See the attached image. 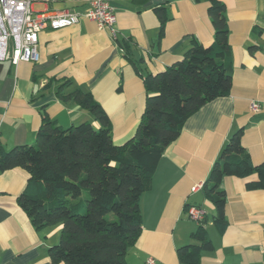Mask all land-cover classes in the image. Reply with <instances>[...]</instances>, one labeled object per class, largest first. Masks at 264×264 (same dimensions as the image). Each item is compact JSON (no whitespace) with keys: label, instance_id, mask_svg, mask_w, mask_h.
Returning <instances> with one entry per match:
<instances>
[{"label":"crops","instance_id":"crops-1","mask_svg":"<svg viewBox=\"0 0 264 264\" xmlns=\"http://www.w3.org/2000/svg\"><path fill=\"white\" fill-rule=\"evenodd\" d=\"M226 6L233 75L228 95L194 112L180 136L166 148L153 175L152 188L141 200L143 231L126 256L128 264H182L179 247L194 243L199 223L187 207L206 211L205 227L212 247L198 264H264V189L250 190L247 179L226 176L228 228L213 222L215 205L203 190L231 135L244 128L242 142L255 164H264V0H221ZM42 4V10L45 5ZM116 35L90 19L39 33L37 61H0V142L6 149L36 141L46 113L64 127L95 116L78 104L62 101L58 88L90 91L107 112L113 139L121 145L136 132L146 105L144 75L165 70L181 59L192 39L209 45L214 28L208 0H114ZM168 14L163 35L157 7ZM55 11L84 10L77 2L50 5ZM127 46L125 53L120 43ZM257 102L260 108L252 109ZM28 172L14 167L0 174V264H52L49 247L60 238L59 224L36 229L17 198ZM257 178L252 175L250 179ZM150 259L153 262H150Z\"/></svg>","mask_w":264,"mask_h":264},{"label":"trees","instance_id":"trees-1","mask_svg":"<svg viewBox=\"0 0 264 264\" xmlns=\"http://www.w3.org/2000/svg\"><path fill=\"white\" fill-rule=\"evenodd\" d=\"M214 40L204 45L192 39L181 59L165 70L144 75L146 105L135 134L115 143L110 118L90 91L58 88L64 102H74L99 121L64 127L46 113L34 143L4 148L0 142V174L14 167L28 172L19 206L36 229L59 224V241L49 247L52 264H128L126 256L143 231L141 200L152 188L153 175L186 120L207 102L230 93L233 64L226 6L208 0ZM160 35L168 14L157 7ZM127 54L126 44L120 43ZM236 130L215 160L202 190L216 208L213 222L220 233L228 228L225 214L226 176L247 179L250 190L264 189V164H255ZM252 175L257 178L250 179ZM206 218L192 234L194 243L178 248L182 264H198L212 247Z\"/></svg>","mask_w":264,"mask_h":264},{"label":"built area","instance_id":"built-area-1","mask_svg":"<svg viewBox=\"0 0 264 264\" xmlns=\"http://www.w3.org/2000/svg\"><path fill=\"white\" fill-rule=\"evenodd\" d=\"M77 1L86 5L84 10L69 9L55 11L51 4ZM114 0H0V61L10 60L13 64L39 59V33L46 29H60L78 23L81 19L94 21L100 29L116 35L117 13L112 5ZM165 1V0H162ZM35 3H43L42 10H36ZM260 104L252 103L254 111ZM204 182L192 187L202 190ZM187 212L191 219L201 223L206 211L198 205H189ZM150 262H153L150 259Z\"/></svg>","mask_w":264,"mask_h":264},{"label":"rangeland","instance_id":"rangeland-1","mask_svg":"<svg viewBox=\"0 0 264 264\" xmlns=\"http://www.w3.org/2000/svg\"><path fill=\"white\" fill-rule=\"evenodd\" d=\"M42 8V4H37L36 5V10H39V9H41Z\"/></svg>","mask_w":264,"mask_h":264},{"label":"water","instance_id":"water-1","mask_svg":"<svg viewBox=\"0 0 264 264\" xmlns=\"http://www.w3.org/2000/svg\"><path fill=\"white\" fill-rule=\"evenodd\" d=\"M0 67H1V64H0Z\"/></svg>","mask_w":264,"mask_h":264}]
</instances>
